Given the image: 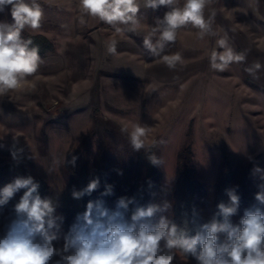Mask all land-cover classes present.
<instances>
[{"label":"rangeland","instance_id":"1","mask_svg":"<svg viewBox=\"0 0 264 264\" xmlns=\"http://www.w3.org/2000/svg\"><path fill=\"white\" fill-rule=\"evenodd\" d=\"M78 2L38 0L41 28L22 32L24 39L44 36L53 50L41 59L37 73L0 96V189L21 176L44 181L42 198H51L55 214L63 217L60 239L53 242L62 247L63 236L85 210L84 197L74 199L72 192L86 187L97 169L105 170L107 185L113 186L110 208L120 197L137 199L153 165L144 149H132L121 129L139 123L149 128L148 142H158L152 151L162 162L156 166L161 179L153 203L172 205L163 215L174 217L180 156L187 148L192 177L205 188L197 200L204 222L217 211L225 186L240 197L233 224L254 205L264 210L255 200L264 180L253 171L264 170V71L258 78L245 71L257 60L264 65V0H215L205 14L215 10L216 35L203 40L191 26L178 30L175 43L165 49L183 58L179 79L171 81H165L167 72L156 71L162 59L143 47L144 36L168 8H146L138 0L140 27L121 34L98 19L84 17L82 24ZM0 22H13L10 6L0 12ZM225 35L247 59L221 73L211 69L210 56ZM113 40L116 55L107 50ZM17 149L23 152L14 160L11 153ZM73 156L75 166L67 163ZM24 191L0 208V235ZM173 264L197 262L178 254Z\"/></svg>","mask_w":264,"mask_h":264},{"label":"clouds","instance_id":"2","mask_svg":"<svg viewBox=\"0 0 264 264\" xmlns=\"http://www.w3.org/2000/svg\"><path fill=\"white\" fill-rule=\"evenodd\" d=\"M214 3L215 0H144L146 8L169 9L144 36V49L151 57L162 59L170 71L178 70V66H183L181 54H164L165 49L175 43L178 30L188 26L198 29L200 40L216 35L212 27L215 10L207 17L205 14ZM8 6L13 22H0V96L18 89L37 73L42 62L39 46H33L32 39L22 37L25 29L41 28L44 13L40 3L0 0V12ZM78 10L82 24L84 17L98 19L121 34L135 32L140 27L138 0H79ZM116 44L113 40L108 45L109 54H117ZM216 44L220 50L211 53L212 70L222 73L230 65L246 61V54L235 51L227 35ZM245 71L258 78L264 65L257 60ZM148 131V126L139 123H133L130 130L121 129L127 133L132 149H144L149 162L158 166L162 162L152 151L158 142H148ZM22 152L23 149H17L11 155L17 160ZM76 160L73 156L67 163L75 166ZM253 171L264 180V170L256 167ZM99 187V178H93L83 189L73 190L72 197L78 200L90 196ZM258 187L255 200L264 205V183ZM39 188V182L29 175L17 177L0 189V208L18 191L26 190L5 218L0 235V264H49L54 257H59L55 264H173L178 254L191 256L197 264H264V210L254 205L244 211L239 224H233L231 217L240 205L234 188L226 189L228 202L218 203L217 211L207 222H200L194 211L191 228L187 219L181 226L163 215L172 206L168 201L140 205L135 197H120L115 208H109L103 199L90 200L63 236L62 247H55L53 242L60 239L63 217L55 214L56 204L51 198H42ZM112 193L113 186L106 185L101 196ZM130 205L135 207L129 219Z\"/></svg>","mask_w":264,"mask_h":264},{"label":"trees","instance_id":"3","mask_svg":"<svg viewBox=\"0 0 264 264\" xmlns=\"http://www.w3.org/2000/svg\"><path fill=\"white\" fill-rule=\"evenodd\" d=\"M29 38L33 40V46H39V54L41 56V59L45 57L46 53L53 50L52 44L44 36L29 35L26 39ZM191 155L192 152L190 148H187L185 152L180 156L181 163L179 166L177 187L175 193L174 217L172 219L175 223L181 226H183L184 221L187 219L189 221L190 228L192 227L191 220L193 219L194 211L196 214H198L200 222H204L200 215L197 200L200 196L205 194L204 186L197 180H194L192 177ZM96 177H98L100 180V187L90 196H84L85 210L88 201L96 199H103L106 203V206L109 207L108 195L103 197L101 196V193L105 191V186L107 185L105 170L100 168L97 169L93 178ZM160 179L161 173L157 170V167L153 165L152 167H150L149 174L136 199V201L140 205L153 203V200L160 188ZM35 181L39 182L40 184L39 193L42 197V193H44L47 188L46 184L44 181L39 179ZM228 188V186H225V189L219 196L217 203L226 201V189ZM191 234L194 235V232Z\"/></svg>","mask_w":264,"mask_h":264},{"label":"crops","instance_id":"4","mask_svg":"<svg viewBox=\"0 0 264 264\" xmlns=\"http://www.w3.org/2000/svg\"><path fill=\"white\" fill-rule=\"evenodd\" d=\"M164 54H168V55H171V54H175V53H171V52H169V53H164ZM163 66H160L158 69H160L159 71H158V69L156 70L157 72H159V73H164V72H167L166 74H164L165 75V78H167V80H165V81H171L172 79L173 80H176V79H179V78H177L178 77V74L179 73H181V70L178 68V70H176V71H170L166 66H165V64L163 63L162 64ZM157 76H158V74H157ZM159 79L160 80H162V77H161V75L159 76Z\"/></svg>","mask_w":264,"mask_h":264}]
</instances>
